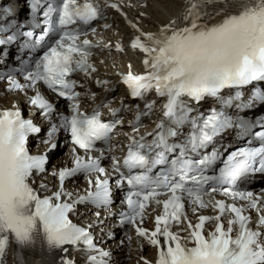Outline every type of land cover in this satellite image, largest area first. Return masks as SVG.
Returning a JSON list of instances; mask_svg holds the SVG:
<instances>
[{
	"label": "snow or ice",
	"instance_id": "6c2138e0",
	"mask_svg": "<svg viewBox=\"0 0 264 264\" xmlns=\"http://www.w3.org/2000/svg\"><path fill=\"white\" fill-rule=\"evenodd\" d=\"M39 6L40 0H32V11ZM104 6L121 12L110 0ZM44 17L47 26L35 40L43 54L30 70H21L24 83L9 74L7 90L34 93L28 97L30 107L50 123L47 152L57 149L54 137L63 130L72 145L71 167L51 173L58 181L55 190L44 183L35 188V177L46 172L48 156L31 155L27 141L41 128L22 118L15 105V110H0V264L10 244L23 264L19 250L33 245L37 235L50 250L62 253L60 264H76L70 250L85 253V264H109L110 253L96 243L92 225L82 227L71 217L78 205H111L113 177L115 187L124 190L119 224L131 225L137 237L156 249L154 264H264V189L241 190L238 184L249 173L264 174V130L253 136L259 146L225 149V155L215 147L217 139L233 127L240 129L241 137L252 136L253 125L234 122L216 108L207 114L198 111L208 98L231 105L240 99L238 89L264 81V0H188L180 17L155 32L129 22L135 32L129 47L143 54L144 71L135 74L129 65L121 83L131 98L144 101V110L129 121L132 134L127 135L122 159L112 140L124 123L119 114L130 107L121 99L119 107L101 101L91 112L82 111L77 90L82 85L75 78L77 73L91 78L96 72L89 62L93 49L110 47L90 40L85 27L103 18L100 6L91 0H61L59 6L49 3ZM23 35L32 38L33 32ZM45 37L51 42L41 43ZM13 39H0V45ZM115 47L123 50L119 44ZM107 83L96 81L97 86ZM42 87L54 94L55 102ZM233 89L235 95L225 98L224 90ZM153 91L164 99L162 119L152 132L138 135L141 117L155 106L156 101L147 100ZM60 100L69 114L57 110ZM256 100L264 102V93L255 92L245 107ZM102 107L111 119H102ZM53 115L59 123L51 122ZM258 123L264 129V121ZM105 160L110 161L108 168L102 166ZM81 174L87 182L83 193L68 191L65 182ZM149 220L151 229L144 227ZM140 261L153 264L143 256Z\"/></svg>",
	"mask_w": 264,
	"mask_h": 264
},
{
	"label": "bare ground",
	"instance_id": "6f19581e",
	"mask_svg": "<svg viewBox=\"0 0 264 264\" xmlns=\"http://www.w3.org/2000/svg\"><path fill=\"white\" fill-rule=\"evenodd\" d=\"M187 4L188 0H166L165 3H161V0H149L146 7L137 11L138 15L141 13L139 23L145 28L143 30L149 32V30L146 29L151 30L156 26L160 27L169 20L180 17L184 13ZM119 29L121 32L126 33L127 31V28L122 25V23ZM128 57H132V54H128ZM122 240L123 239L119 237L111 240L109 244L119 264H133L141 255L148 257L154 253L153 249L147 245L144 246V252H138L134 245L125 244ZM19 251L23 253L20 254L23 256V264H57L54 258L57 251L51 249V252H45L39 247L36 236L33 245L20 249ZM12 261H14L15 264H20L16 259V252Z\"/></svg>",
	"mask_w": 264,
	"mask_h": 264
}]
</instances>
